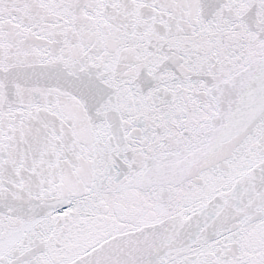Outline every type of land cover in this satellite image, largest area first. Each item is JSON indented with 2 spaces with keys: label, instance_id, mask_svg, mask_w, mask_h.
<instances>
[{
  "label": "water",
  "instance_id": "water-1",
  "mask_svg": "<svg viewBox=\"0 0 264 264\" xmlns=\"http://www.w3.org/2000/svg\"><path fill=\"white\" fill-rule=\"evenodd\" d=\"M0 264H264V0H0Z\"/></svg>",
  "mask_w": 264,
  "mask_h": 264
}]
</instances>
